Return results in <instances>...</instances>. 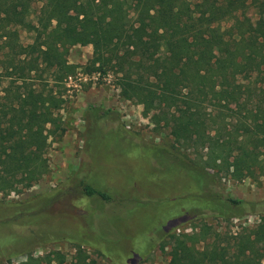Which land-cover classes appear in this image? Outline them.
<instances>
[{
	"label": "trees",
	"instance_id": "16d2710c",
	"mask_svg": "<svg viewBox=\"0 0 264 264\" xmlns=\"http://www.w3.org/2000/svg\"><path fill=\"white\" fill-rule=\"evenodd\" d=\"M35 4L41 5L38 10ZM20 30L31 34L30 44L21 42ZM77 45L93 46L84 66L68 60ZM0 53V69L11 81L0 97V167L10 163L25 176L24 187L49 173L48 160L34 148L65 133L59 112L68 79L78 70L111 72L119 76L123 97L138 101L155 127L183 145L186 154L155 151L164 158L163 169L189 175L193 197L205 204L189 212L207 211L206 218L224 221L248 214L244 201L213 189L217 175L209 170L237 181L264 178V0H0ZM112 116L108 112L100 119ZM112 132L126 140L119 129ZM131 150L126 145L120 155ZM199 153L203 163L190 157ZM98 154L107 165L83 164L74 191L111 203L115 197L108 185L120 173L109 167V154ZM251 206L259 217L254 227L218 233L204 224L198 233L173 237L169 264H264V201ZM130 212L108 218L107 229L118 232ZM103 226L94 223L91 229L118 245L120 234L110 238ZM55 232L59 239L77 236V242L89 236L61 226ZM42 262L29 255L20 264ZM73 264L89 263L79 254Z\"/></svg>",
	"mask_w": 264,
	"mask_h": 264
},
{
	"label": "rangeland",
	"instance_id": "374dc122",
	"mask_svg": "<svg viewBox=\"0 0 264 264\" xmlns=\"http://www.w3.org/2000/svg\"><path fill=\"white\" fill-rule=\"evenodd\" d=\"M40 6L33 7L38 10ZM20 36L24 45L32 42L26 31L20 30ZM3 56L0 53L1 59ZM92 57L93 46L77 45L70 49L68 60L84 66ZM0 75V97H4L11 81L3 69ZM118 77L111 72L85 74L78 70L68 79L66 103L59 112L65 133L34 148L49 165V173L34 186L24 187L25 176L17 174L10 163L0 167V264H20L29 255L42 258V264H73L79 254L89 264H169L168 254L175 236L198 233L204 224L212 232L235 233L259 222V217L251 213V204L264 201V178L237 181L224 171L218 172L219 169L209 170L217 175L218 184L213 189L244 201L248 214L224 221L206 218L203 213L207 211L189 212L190 207L205 206L193 197L195 187L189 175L177 168L163 169L164 158L155 151L161 147L186 154L183 145L166 130L155 127L144 116V107L138 101L123 97ZM108 112L113 114L112 120H101V115ZM116 129L122 131L125 141L118 140L112 132ZM98 132L109 136L105 134L103 138ZM126 145L132 149L130 155H120ZM103 146L105 149L97 151ZM98 153L109 154V167L120 173L118 181L112 184L107 179L109 192L115 197L111 203L87 199L74 191L83 164L89 167L92 161V165L107 163ZM190 157L203 163L202 153ZM188 194L191 198L186 199ZM36 211L44 212L32 217ZM101 212L106 218L103 215L96 219ZM123 212L130 213L119 223L118 232L107 229L108 218ZM94 223H103L110 238H117L119 233L120 243L110 245L93 233ZM60 226L83 238L85 232L89 236L79 237L78 242L75 235L73 239L67 234L64 237L71 239H59L55 231Z\"/></svg>",
	"mask_w": 264,
	"mask_h": 264
}]
</instances>
